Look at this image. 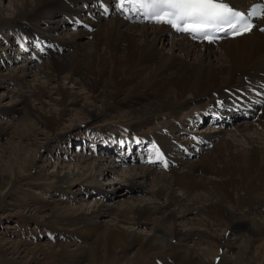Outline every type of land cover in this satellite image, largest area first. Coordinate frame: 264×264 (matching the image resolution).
Here are the masks:
<instances>
[{
  "label": "bare ground",
  "instance_id": "obj_1",
  "mask_svg": "<svg viewBox=\"0 0 264 264\" xmlns=\"http://www.w3.org/2000/svg\"><path fill=\"white\" fill-rule=\"evenodd\" d=\"M223 2L246 10L260 1ZM12 8L10 17H4L0 8V28L10 27L18 37L38 47L39 52L34 55L38 60L44 59L41 72L55 84L48 86L38 80L34 87H29L30 95L37 101L48 98L58 107L55 112L47 108L46 115L35 112L33 117L39 125L51 129L50 122L57 124L72 112L67 108L74 107L83 98L87 114L103 117L109 113L116 120L131 122L128 134L112 136L116 146L126 149L127 144L132 150H149L154 155L150 163L158 160L157 152L163 157L161 161L167 174L139 165L120 169V178L127 182L124 188L127 193L140 192L143 184L148 183L153 187L149 189L153 199L167 196V203L162 208L155 207L154 201L127 204L123 209H116L117 223L124 221L118 217H125L128 212L137 223L154 211L162 214L161 220L172 223L164 231L154 228L153 233L144 238L132 236V243L137 245L133 256L167 248L177 256L175 264H228L230 261L241 264L246 262L245 243L252 240L256 245L251 259L253 262L262 259L260 264H264V31H261L264 10L248 34L212 44L191 42L185 36L173 34L163 24L145 23L139 13L130 10V5L118 10L116 0H17ZM57 16L62 17L61 24L56 23ZM69 24L83 28L67 33ZM86 36L92 40H85ZM10 46L7 44V49ZM44 52L51 56L44 58L40 54ZM23 70L18 67L0 75V87L7 88L12 82L17 86L19 77L23 78ZM60 79L72 87L61 86ZM74 87L87 90L88 96L74 94L71 90ZM21 89L15 92L17 99L8 110L14 112L22 105L27 114L32 113L34 110ZM52 94L58 98H53ZM244 115L249 116L248 121L254 120L237 123L233 131L227 128L226 119L240 121ZM204 119H209L212 125L224 121L227 129L221 128L223 124L216 125V129L210 127L208 132L193 135L196 144L179 143L172 136L174 132L186 133L184 126ZM150 124L154 126L148 127ZM48 133L50 135L40 134L46 142L52 139L51 132ZM144 140H149V148L142 145ZM201 144V152L198 148L190 151L193 145L200 147ZM190 153L194 155L191 160L188 159ZM89 160L80 159L79 167L88 170ZM118 162L123 163V160ZM103 163L104 159L100 158L92 165L95 175L102 176L106 171ZM114 168L115 164L108 165L107 171ZM77 173H65L57 184L89 186L93 192L87 191V195L102 193L100 185L92 181L91 173L87 178ZM104 208L98 206L88 216L78 211L82 210L80 206L57 208L49 220L66 219L78 225L68 231L94 234L91 242L87 246L65 243L56 249L40 245L27 247L22 258L27 254L31 259L39 256L79 259L84 255L94 260L108 255L118 258L125 249L129 233L117 224L100 225L96 219L110 210ZM192 210H201L207 218L219 223L224 230L222 235L214 232L211 222H206L201 230L179 228L176 219H185ZM242 228L251 236L247 240L243 236L236 245L243 251L232 256H217L210 239L214 245L235 247L226 236L240 235ZM195 236L202 237L205 248L197 242L191 246L185 244Z\"/></svg>",
  "mask_w": 264,
  "mask_h": 264
},
{
  "label": "rangeland",
  "instance_id": "obj_2",
  "mask_svg": "<svg viewBox=\"0 0 264 264\" xmlns=\"http://www.w3.org/2000/svg\"><path fill=\"white\" fill-rule=\"evenodd\" d=\"M16 2L17 0H0V8L4 17H10L13 4ZM45 15L44 12L43 16ZM56 19V23L61 24L62 17L57 16ZM81 27L78 24L71 25L67 33H74L76 30H80ZM84 39L87 41L92 40L87 36ZM26 42L28 41L18 37L10 27L0 28V75L7 74L9 69L12 71L17 70L18 67L24 68L22 73L19 72L23 78L19 77L20 81L17 82V86L14 85L15 82H12L7 88L0 87V104L2 105L0 106V182L4 181V183H0V264H175L177 256L172 253L173 250L167 248L160 249L157 252L144 253L137 257L133 256L137 245L136 242L132 243V236L139 235L144 238L151 235L154 228L164 231L171 226L170 221L161 220L162 214L160 212L156 213L154 211L149 217H144L137 223L132 219L129 212L125 214V217H118V219L124 221L117 223L115 219L118 215L116 209H123L127 204H136L140 201L150 204L154 201L155 207L162 208L165 206L167 196H161L154 200L149 192V189H153L150 184H143L144 188L140 192L127 193L124 190L127 182L120 178V169H127L129 166L134 165H139L142 168L149 167L155 173L167 174L164 162L158 159L150 163L149 161L153 160L154 155L144 148L132 150L131 146L127 144L126 149H122V145L116 146L112 136L128 134L131 122L116 120L109 113L103 117L91 116L85 111V99L83 98L79 99L74 107H68L67 109L72 110V112L63 116L57 124L50 122L51 129H44L42 125H39L33 117L36 113L46 115L47 108L55 112L58 107L53 106L52 101L48 98L37 101L30 95L29 87H34L38 80L46 82L48 86H54L55 84L54 81L45 79L44 74L41 72L40 65L44 59L42 61L41 59L38 60L34 55L39 52L38 47L31 42L25 44ZM7 44L11 45L8 49ZM217 44L210 45L215 47ZM75 47H77V44ZM163 47L166 51V45ZM40 54L44 58L49 55L47 52ZM54 54H57L56 51H54ZM58 83L65 88L72 87V84L62 79ZM20 89L27 95L28 104L34 110L32 113L28 112L27 114V109L22 105L18 106L14 112L8 110L10 105L17 99L15 92ZM71 90L74 94L81 95L84 93L85 96H88L85 89L74 87ZM52 97L58 98L55 94H52ZM226 120L229 122L227 128L233 131L234 125L237 123H251L254 119L248 121V118L240 117V121L233 118ZM201 121L197 124L184 126L183 130L186 133L174 132L172 136L179 143L191 141L196 144V141L192 138L193 135L208 132L211 128L216 129L214 128L216 125L223 124L221 128H226L224 121L214 125L210 123L209 119ZM147 126L153 127L154 124ZM47 131L52 134V139L49 142L44 141L40 135H50ZM246 133L251 136L249 130ZM61 135L64 136L61 137ZM58 136L60 137L57 138ZM143 144L147 148L150 147L149 140H144ZM110 145L111 147H108ZM202 145L200 147H194L193 145L190 151H196L197 148L200 151ZM194 153L197 154V152ZM83 158L90 159L88 161L89 169L86 171L82 170L78 164V161ZM100 158L104 159L103 167L106 169L102 176L95 175L91 170L92 165L96 164ZM192 158H194V155L190 153L188 159L191 160ZM120 159L123 160V163L118 162ZM157 161L161 162L157 163ZM112 164H115V168L113 171L108 172L107 166ZM61 165L63 168H61ZM70 172H78L77 174L86 178L91 173L92 181L100 185L103 189L100 190L102 193L87 195V191H91L89 186L57 184V181L62 179L65 173ZM111 185L116 186L109 189ZM79 206L82 207V210L78 211H82L86 216L92 210L97 209L98 206H101L103 210H105L104 207L110 208L108 215L104 214L96 221H100L102 226L106 223L107 225L117 224L122 231L129 233L125 239V249L122 254H118V258L114 259L113 255H108L94 260L91 256L84 255L79 259L66 257L43 259L41 256L31 259L28 254L22 258L23 251L27 247L37 245L42 246V248L53 246L55 249L60 244L65 243L87 246L94 234L82 230H78V234H73L72 231L68 230H73L78 225H72L66 219L49 220V216L57 208H75ZM181 210L183 211L184 208H181ZM67 213L64 212V214ZM29 214H33L34 217L29 218ZM179 218L176 219V225L182 229L194 228L201 230L206 222H211L212 229L217 235H222L224 231L219 223L212 218H207L201 210H192L186 215L187 219L181 220ZM243 230L244 228L241 229L242 233L240 235L226 236L228 241L235 244V247L232 248L227 247L225 244L215 243L214 245V241L210 239L212 249L217 256L226 254L232 256L238 254L239 250L243 251L241 248L238 249L236 245L241 243L243 236H246L245 240L251 237L246 230ZM22 242L25 244L21 245ZM186 243L188 246L196 243L202 248L206 247L205 242H202V237L199 236L188 239ZM13 245H17V248L14 249ZM255 245L256 243L252 240L248 244L245 243L247 248L245 255L244 249L243 256L246 262L241 264H260L262 262V259L260 262H253L251 259ZM100 254L102 255V253ZM228 264L235 263L230 261Z\"/></svg>",
  "mask_w": 264,
  "mask_h": 264
},
{
  "label": "snow or ice",
  "instance_id": "obj_3",
  "mask_svg": "<svg viewBox=\"0 0 264 264\" xmlns=\"http://www.w3.org/2000/svg\"><path fill=\"white\" fill-rule=\"evenodd\" d=\"M139 13L153 22L169 24L173 29L184 30L211 41L213 32L227 31L235 36L248 32L253 25L248 16L260 17V4H254L247 16L230 7L223 0H116V8ZM264 31V29H261ZM157 158L163 157L157 152Z\"/></svg>",
  "mask_w": 264,
  "mask_h": 264
}]
</instances>
